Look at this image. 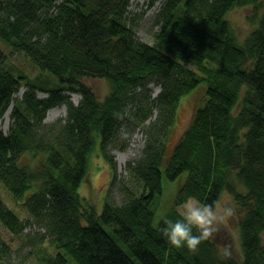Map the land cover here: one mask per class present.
I'll return each instance as SVG.
<instances>
[{"label":"trees","instance_id":"1","mask_svg":"<svg viewBox=\"0 0 264 264\" xmlns=\"http://www.w3.org/2000/svg\"><path fill=\"white\" fill-rule=\"evenodd\" d=\"M128 6L0 0V119L13 102L8 129L0 128V189L13 206L0 193V226L28 243L33 264H264V0H162L152 43L136 37ZM245 6L254 27L242 45L228 15ZM16 51L38 70L14 67L8 57ZM84 76L108 82L103 99ZM152 78L161 90L146 98V112L157 114L119 177L108 145L132 122L122 88L145 89ZM199 85L205 95L170 143L178 108ZM78 91L75 104L70 93ZM62 103L65 121L45 123L46 111ZM97 145L111 170L100 210L79 191ZM164 178L179 179L156 218ZM117 179L120 201L110 197ZM224 191L242 211L240 259H225L210 238L195 253L161 238L162 217L179 220L185 201L215 204ZM32 225L44 230L25 231ZM10 253L0 237V264H12Z\"/></svg>","mask_w":264,"mask_h":264},{"label":"rangeland","instance_id":"2","mask_svg":"<svg viewBox=\"0 0 264 264\" xmlns=\"http://www.w3.org/2000/svg\"><path fill=\"white\" fill-rule=\"evenodd\" d=\"M160 1H156L153 5H150V0H131V3L128 6V15L130 19L133 20L135 24V29L138 37L142 40H145L149 43L154 42L153 32H151L152 27H158L154 25L155 15L159 9ZM252 9L250 6L239 7L232 10L228 15V21L230 26L235 32L238 40H243L248 32H250L254 25L249 20V15L251 14ZM153 30V29H152ZM9 62L16 68L28 72L30 74L35 73L38 69L33 64V62L25 57L23 52H13L9 53L8 57ZM87 83L94 90L96 95L101 99L104 94L109 90L108 82L102 77H90L86 79ZM195 90L189 96H184V101L178 108V119L176 128L172 130L170 134L169 141L170 143L174 142L182 128L186 125L192 109L201 99L203 95V86ZM149 90L152 92V96L158 91V87L155 83H150L148 86ZM25 89V86L22 85L19 90L14 93V96L20 97ZM39 96H44L42 92L38 93ZM79 93H72L71 99H75L76 102L79 100ZM13 102L9 104L10 111L12 108ZM10 111L8 115H3L0 119V128L4 131L8 129L10 122ZM66 115V106L64 103L56 105L50 108L44 118L45 123H51L59 118L63 119ZM156 117V109H153L150 115L151 121ZM118 140H124L127 143L123 148L120 147V142L115 141L114 144H111L109 147L110 153L113 155L116 172L119 177H127V170L125 169V163L130 158L138 157L141 152V148L144 144V133L138 127L134 130L131 138L129 140L125 139V136L120 133L117 137ZM116 139V140H117ZM96 151H94L89 171L80 186L79 191L81 194L87 196L95 204L97 210L101 209L103 205L104 197L106 195L109 179L111 176L110 165L102 157L99 150V146H96ZM172 179L163 180V189L161 194H157L154 198L153 208L155 211L156 218L160 217L165 210L172 203V199L175 192V187L177 181ZM119 179L116 180V183L111 188L110 197L115 201H120L121 196L118 193L116 186L119 185ZM1 195L4 197L5 201L13 206V203L8 200V195L3 190L0 191ZM193 198L189 199L192 200ZM188 200V201H189ZM196 201V200H195ZM219 203H229L235 206L236 212L235 215L230 218L228 221L220 223L217 225V231L210 238L215 242L217 252L223 254L224 249L227 247L231 256L236 259L241 258V247L239 241V229H238V220L242 211L239 206L233 200L231 194L227 191H224L221 195ZM184 203L178 206V209L181 213ZM33 227H27L25 231L29 233H35L37 231H42V229L36 225ZM0 237L4 239L10 246L11 253L8 255V263L12 264H33L34 256L31 254L30 246L26 241H23L22 238L12 232H9L6 228L0 226ZM36 264V263H34Z\"/></svg>","mask_w":264,"mask_h":264},{"label":"clouds","instance_id":"3","mask_svg":"<svg viewBox=\"0 0 264 264\" xmlns=\"http://www.w3.org/2000/svg\"><path fill=\"white\" fill-rule=\"evenodd\" d=\"M235 212V206L229 203L201 204L192 199L185 201L180 213L181 219L173 221L164 216L158 230L161 238L171 247H185L195 253L200 244L217 231V225L228 221ZM230 255L231 252L226 247L223 257L228 259Z\"/></svg>","mask_w":264,"mask_h":264},{"label":"bare ground","instance_id":"4","mask_svg":"<svg viewBox=\"0 0 264 264\" xmlns=\"http://www.w3.org/2000/svg\"><path fill=\"white\" fill-rule=\"evenodd\" d=\"M156 1H160V5H159V9H160V6H161V1L162 0H156ZM155 1V2H156ZM155 2H153V3H151L150 5H153ZM131 3V0H129V4ZM159 9H158V11H159ZM158 11H157V13H158ZM157 13H156V15H155V17L157 16ZM154 17V18H155ZM157 25L158 27H152L151 28V32H153V39L155 40V36H154V33L160 28V24H158V23H156L155 21H154V25ZM135 25V24H134ZM153 29V30H152ZM134 32H135V35H136V37H138V35H137V31H136V29L134 30ZM251 32V31H250ZM250 32H248L247 34H246V36L243 38V40H238V42L240 43V44H244V41H245V39H246V37L249 35V33ZM139 39H141L140 37H138ZM245 54H247V55H251V53L250 52H246ZM32 75V74H31ZM87 78H90V77H88V76H84L83 77V79H84V82L85 83H87V81H86V79ZM150 83H155L156 85H157V87H158V91L155 93V95L154 96H152V92L149 90V85H150ZM88 84V83H87ZM137 85H141L140 83H137L136 85H134V83H131V84H129V85H126V86H124V88H122L123 89V94H125L127 97H126V100L123 102V104H122V107L125 109V111H126V113L129 115V117H130V119H131V123L130 124H123L121 127H120V130H121V133L123 134V136H125V139L126 140H129L130 138H131V135L133 134V132H134V130L138 127L139 129H141L142 131H143V133H144V141H145V139H146V132H145V128L149 125V124H151V123H153L151 120H149L150 119V115H151V111H147L146 112V108L148 107V102H147V100H146V98L147 97H149V98H153V97H155L156 95H157V93L161 90V84H159L154 78H152L151 80H149L148 81V83H147V85L145 86V89H147V91L143 88V87H141V86H137ZM201 86L199 85V86H197L196 88H195V90H197L198 88H200ZM203 88V95H202V97H201V99L203 98V96L205 95V90H204V87H202ZM194 90V91H195ZM94 91V90H93ZM109 91V90H108ZM108 91L104 94V96L108 93ZM193 91V92H194ZM39 92H42L43 94L45 93V92H43V91H39ZM192 92V93H193ZM72 93H79L80 94V98H81V92L80 91H78V92H71L70 93V95L72 94ZM95 93V92H94ZM96 94V93H95ZM44 96H46V93H45V95ZM97 96V95H96ZM104 96L101 98V99H103L104 98ZM98 97V96H97ZM80 98H79V100H80ZM98 99H100L99 97H98ZM201 99L197 102V103H199L200 101H201ZM79 100L76 102V100L75 99H73L72 101L75 103V104H78V102H79ZM54 107V106H53ZM50 108H52V107H50ZM49 108V109H50ZM48 109V110H49ZM153 109H156V107H152V110ZM47 110V111H48ZM143 110V111H142ZM9 111H10V107L8 106L7 108H6V111L4 112V114L5 115H8V113H9ZM47 111H46V113H47ZM142 112H144V113H142ZM3 114V115H4ZM156 114H157V109H156ZM65 118H66V115H65V117L62 119V122L63 121H65ZM155 120V119H154ZM153 120V121H154ZM187 123H188V121H187ZM186 123V124H187ZM176 124H177V120H176V122H175V125H173V126H175L176 127ZM120 133V131L117 133V135H116V137L109 143V145H108V147H110V145L111 144H114V142L115 141H119L120 142V147H124V146H126L127 145V143H125V141L122 139V140H118L117 139V137H118V134ZM117 139V140H116ZM142 149V148H141ZM91 158H92V156H91ZM135 158H137V157H135ZM131 159H134V158H130V159H128V160H131ZM127 160V161H128ZM126 161V162H127ZM125 166H126V163H125ZM124 166V167H125ZM0 191H1V189H0ZM3 199V198H2ZM3 201H4V203L8 206V207H10V208H12V205H10L8 202H6L5 201V199H3ZM178 211H179V209H178ZM180 212V211H179ZM41 228V227H40ZM42 229V231L44 230L43 228H41ZM41 231V232H42ZM39 232V231H38Z\"/></svg>","mask_w":264,"mask_h":264}]
</instances>
